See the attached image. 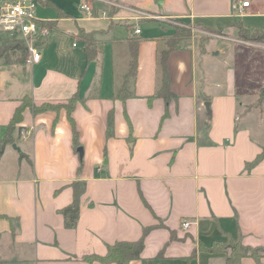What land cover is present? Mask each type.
<instances>
[{
    "label": "crops",
    "instance_id": "crops-1",
    "mask_svg": "<svg viewBox=\"0 0 264 264\" xmlns=\"http://www.w3.org/2000/svg\"><path fill=\"white\" fill-rule=\"evenodd\" d=\"M242 1L36 0L40 59L0 60V138L24 98L54 104L77 94L78 146L64 107L24 108L0 157V264H115L85 256L150 226L140 257L126 264H225L228 250L198 245L237 233L264 245V43L238 37L239 26L264 32V0L236 16ZM179 26L192 34L168 52L176 97L166 102L153 96L159 56ZM81 31L95 41L91 60ZM134 47L130 95L120 99ZM75 181L85 188L68 228L61 210ZM240 264H264V252Z\"/></svg>",
    "mask_w": 264,
    "mask_h": 264
},
{
    "label": "trees",
    "instance_id": "trees-1",
    "mask_svg": "<svg viewBox=\"0 0 264 264\" xmlns=\"http://www.w3.org/2000/svg\"><path fill=\"white\" fill-rule=\"evenodd\" d=\"M81 37L85 41V51L88 60L93 59L96 56V44L91 35L80 32ZM190 37V30L183 26L176 27L174 36L168 41L167 49H164L160 52L159 60L161 66V78L158 89L156 90L154 97H160L164 101H169L172 98H175L176 95L171 91L169 85V74L165 65L168 52L177 47L182 39ZM238 37L242 40H250L255 42H264V32L258 30H247L242 26H239ZM40 43V42H39ZM27 54L26 44L22 40L17 39H7L5 37H0V60L5 63L11 61L15 62H25V56ZM132 57L129 64V69L124 75V80L116 93V97L120 99H125L130 95L128 91L127 82L130 77H133L136 71V49H132ZM79 100L77 94H74L66 103H41L39 105L33 103L28 97L24 98L21 104L16 108L13 116L6 126V129L0 138V157L4 151V147L7 143H12L14 141L13 131L16 128V123H18L22 118V111L25 107H29L32 113H39L46 110H59L61 107H64L67 112V117L72 129V137L74 147L78 146V132L75 127L74 120L72 118V111L76 101ZM114 123V115L111 110L108 113L107 117V129L106 134L110 136L112 134V128ZM263 154L259 155L256 160H258ZM73 188V200L72 202L61 210V213L64 217V224L66 227H74L78 219L79 214V197L80 194L84 191L85 183L82 181H75L72 183ZM151 229L146 227L142 231V235L134 241H117L113 244L107 246V251L104 255L90 254L85 256L89 262L99 261L101 263H115V264H126L130 260L138 259L140 253L144 246V238L147 232ZM173 238V234H172ZM198 248L200 250L208 252H220V251H229L225 264H240V259L244 256L253 257L255 260L259 261L263 252L264 245L252 247L242 243V236L240 233H237L235 237L226 235L225 240L214 241L210 245L199 244ZM195 251L192 256H194ZM161 253L159 254V256Z\"/></svg>",
    "mask_w": 264,
    "mask_h": 264
},
{
    "label": "built area",
    "instance_id": "built-area-1",
    "mask_svg": "<svg viewBox=\"0 0 264 264\" xmlns=\"http://www.w3.org/2000/svg\"><path fill=\"white\" fill-rule=\"evenodd\" d=\"M249 1L245 0L234 5L236 16H241L244 9L249 7ZM36 0H0V35L7 39L22 40L26 44L27 54L25 62L34 63L40 59L41 52L38 44L44 35V30L39 28L36 18ZM81 9L89 16L94 15L93 6L88 1L80 5ZM102 15H106L102 13ZM134 33H140V29L135 28ZM75 45V43H74ZM26 130H21L20 134L25 135ZM189 222L181 223V227L186 229Z\"/></svg>",
    "mask_w": 264,
    "mask_h": 264
},
{
    "label": "rangeland",
    "instance_id": "rangeland-1",
    "mask_svg": "<svg viewBox=\"0 0 264 264\" xmlns=\"http://www.w3.org/2000/svg\"><path fill=\"white\" fill-rule=\"evenodd\" d=\"M190 30V29H189ZM191 31V30H190ZM194 33H196V35L201 36V38H204L205 36H207L208 34L206 32H199V31H195ZM191 32H190V36H191ZM250 41V40H248ZM251 42H255V41H251ZM255 43H264V42H255Z\"/></svg>",
    "mask_w": 264,
    "mask_h": 264
},
{
    "label": "water",
    "instance_id": "water-1",
    "mask_svg": "<svg viewBox=\"0 0 264 264\" xmlns=\"http://www.w3.org/2000/svg\"><path fill=\"white\" fill-rule=\"evenodd\" d=\"M77 151L79 152V154L81 155L82 154V148H78Z\"/></svg>",
    "mask_w": 264,
    "mask_h": 264
}]
</instances>
